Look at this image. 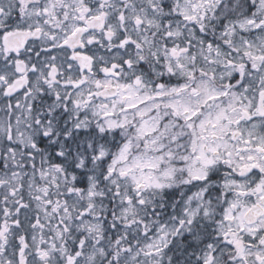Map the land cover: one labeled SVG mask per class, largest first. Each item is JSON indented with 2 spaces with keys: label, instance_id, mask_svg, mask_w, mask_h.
Masks as SVG:
<instances>
[{
  "label": "snow or ice",
  "instance_id": "obj_1",
  "mask_svg": "<svg viewBox=\"0 0 264 264\" xmlns=\"http://www.w3.org/2000/svg\"><path fill=\"white\" fill-rule=\"evenodd\" d=\"M0 264H264V0H0Z\"/></svg>",
  "mask_w": 264,
  "mask_h": 264
}]
</instances>
